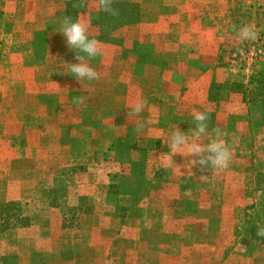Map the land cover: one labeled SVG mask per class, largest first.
Segmentation results:
<instances>
[{
	"label": "rangeland",
	"instance_id": "obj_1",
	"mask_svg": "<svg viewBox=\"0 0 264 264\" xmlns=\"http://www.w3.org/2000/svg\"><path fill=\"white\" fill-rule=\"evenodd\" d=\"M47 1L53 3L55 11L59 8L64 16L74 20L81 12L86 14L83 18L89 22V37L100 42L103 65L97 63L98 56L88 60L100 74V84L110 80V67L104 65L112 50L117 51V48L122 51L123 58L136 59L137 65H150L146 74L151 78L158 75V68L167 71L172 59L167 51L179 43L175 35L160 39L155 33L173 32L182 27L165 18L174 10L173 3L196 2L113 0L112 7L118 15L112 16L100 11L96 0H83L81 8H73L79 0ZM219 3L261 4L256 14L263 17L261 25H264V0H220ZM230 22L232 19H227L228 27L225 26L231 36L226 41L225 56L222 54L221 60L216 61L215 67L220 71L214 73L212 86L207 90L199 89L207 102L195 107L198 112L217 114L220 105H226L233 98L247 109V149L241 154L251 162L246 171L244 193L248 198L252 195L257 199L248 205L244 215L234 217L237 227L243 229L237 230L234 236H246L247 242L257 245L260 258L254 259L252 255L248 264H264V236L256 235L258 227H264V152L254 153L248 147L251 135L259 132L250 119L260 117L264 127V45L252 39L238 40V28L234 29ZM49 28L55 41L62 37L56 33L57 29ZM49 33L34 37L35 65L45 64ZM184 46L186 49L188 45L181 47ZM53 48L57 54L69 50L62 39L55 42ZM70 51L69 58L73 59L76 52ZM55 57L62 62L66 58L65 55ZM191 65L203 67L200 61ZM46 74L43 72V79L35 87L11 86L10 92L0 94V154L3 156L0 155V181L7 182V185L0 182V234L19 229L7 246L0 243V264H147L143 261L146 240L148 245H153L162 240L169 241V238L178 239L175 235L180 237L182 234L167 233L158 228L163 222L174 223V218L160 214L159 201L153 200L159 194L158 188L164 187V173L157 153L147 152L144 147L149 142V149L157 150L161 132H152L144 145L142 138L138 144L131 145L134 141L127 139V133L114 136V128L109 125L112 116L120 112H116V107L126 106V95L111 101L109 88H93V81L88 80L78 82L72 73L71 87L47 88L44 85ZM78 97L86 98L84 104L74 103ZM219 118H212L211 127L222 129L219 126L227 122L229 128L235 126L237 129L235 120ZM187 124L191 127L194 122L189 120ZM13 142L20 149L10 146L7 153V143ZM100 145L103 152L97 153ZM195 174L205 173L198 170ZM30 175L42 183L38 199L30 196V184H16ZM53 178L55 183H52ZM193 186L187 182L184 190ZM20 187L23 190L21 200L5 202L18 197L19 194L13 193ZM215 190L222 193L224 189L216 183ZM150 195L152 199H148ZM203 202L207 201H200L202 207ZM201 218L207 220L205 215ZM30 221L36 224L30 225ZM138 223L142 228L147 226L148 230L129 229Z\"/></svg>",
	"mask_w": 264,
	"mask_h": 264
},
{
	"label": "crops",
	"instance_id": "obj_2",
	"mask_svg": "<svg viewBox=\"0 0 264 264\" xmlns=\"http://www.w3.org/2000/svg\"><path fill=\"white\" fill-rule=\"evenodd\" d=\"M46 1L0 0V94L10 92L8 88L11 86L23 89L35 87L36 83L43 79V72L47 73L44 84L47 88L66 89L72 86L74 80H71L72 75L67 64L76 61L74 58H69L72 52L68 49L62 53H54L55 42L61 39L65 42V38L62 36L55 41L54 35L49 33V26H51L53 31L57 29L56 33L60 34L57 31L60 29V21L65 13L59 8L55 11L53 3H48V1L46 3ZM195 1V3H173L172 13L169 12L167 16L165 14L164 16L167 20L179 26L182 25V27H177V31L173 32L155 33L156 38L160 39L172 38L175 35L174 38L179 43L173 50L169 48L167 51L172 56L171 60L170 55L167 57L170 60L167 71L164 72L158 68V75L151 78L146 74L151 68L150 65H137L136 59L123 58L122 51L117 48V51L112 50V55L104 65L110 67V80L101 84L100 79L93 80L92 84L93 88L100 86V90L109 88L111 101H116L126 95L124 99L126 106L116 107V112L118 113L119 110L120 112L112 116L113 121L109 124L114 128L112 129L114 136H124L127 133V139L134 141L131 145L138 144L141 138L144 145L152 132H161L160 145L157 150L149 149L147 145L149 142L144 147L147 152L157 153L158 157L170 151L165 141L176 127L185 133L195 127L194 124L191 127L187 124L189 120L193 121L194 112H198L195 106L207 102L199 89L207 90L213 85V75L220 71V68L215 67L216 61L221 60L223 55L225 56L226 41L231 38L226 28L228 27L226 26L227 19H232L230 23L234 29L238 28V32L243 25L251 26L255 33V39L252 40L261 41L264 45V25H261L263 17L256 14V11H260L261 4L254 3L251 6L250 3H246L247 5L245 3H219L220 0ZM262 11H264V5ZM44 32L50 34V45L45 55L47 56L45 64L39 66L35 65L37 59L35 58L36 49L33 47L34 39H36L34 37ZM182 45L188 46L185 49V46L181 47ZM56 55H65L66 58L62 62L55 57ZM101 56L102 54L98 55L97 63L103 65ZM195 61H200L203 67L194 68L191 63ZM137 99L146 101V106L138 116L130 117L128 116L130 105ZM204 113L208 115L209 133L214 130L209 122H212L215 116L218 120L222 116L223 121L228 119L236 121L237 129L234 128L235 126L229 128L227 122H225L226 128L225 123L219 126L222 127L220 130L226 133L223 138L235 155L232 156L226 169L221 171L204 169L205 174L201 176L195 173L202 169L198 166L192 167L191 159L194 157L188 156L186 150L183 155L173 156L176 164L171 167L165 166L159 158V166L160 169L163 168L164 173L162 183L164 187L162 190L161 187L158 188L159 194L153 200L159 201V213L172 216L174 223H159L161 225L158 228L159 231L167 233H182V237L175 235L178 239L169 238V241L162 240L153 245H148L146 240L143 244L145 248L143 261L147 264H248L247 261H250L252 255L254 259L260 258L261 254L255 243L247 242L249 240L246 236L239 238L234 236L237 230H243L237 227L234 217L244 215L248 205L257 199L252 195L248 198L244 193L247 181L246 171L251 162L249 158L241 154L247 149L249 131L247 109L243 104L231 98L226 105H220L217 114L216 112ZM250 120L259 128V132L251 135L252 140L248 147L252 148L254 153L259 154L264 152V127L261 126L260 117ZM115 143L117 144V140ZM10 146L17 150L20 149L16 142L11 145L7 143L6 152L8 148L11 149ZM102 152L103 147L100 145L97 153ZM99 156L97 155L98 158ZM1 157L3 158L2 155ZM256 166L262 168L260 164ZM38 181L36 177L32 178L30 175L27 179L18 180L16 184H30L32 186L30 196L38 199L43 189L42 183ZM0 182L7 185L6 180ZM187 182L194 186L185 191L184 187ZM52 183H55V178L52 179ZM216 183L222 185L224 189L222 193H216ZM15 191L13 195L19 194L18 197L10 198V200L5 198L6 201H4L21 200L19 198L23 190L20 187ZM193 193L196 194L193 195ZM1 195L0 193V197ZM151 195L148 199H152ZM205 200L207 202H203L204 207H202L200 201ZM0 201H2L1 198ZM203 215L207 217V220L201 218ZM33 222L36 224L35 221H30V225H33ZM130 228L139 232L148 230L147 226L143 225L142 228L140 223ZM18 230L0 234L1 245L7 246ZM3 242H6V245ZM239 248L242 249L239 250ZM251 248L254 249L251 250Z\"/></svg>",
	"mask_w": 264,
	"mask_h": 264
},
{
	"label": "clouds",
	"instance_id": "obj_3",
	"mask_svg": "<svg viewBox=\"0 0 264 264\" xmlns=\"http://www.w3.org/2000/svg\"><path fill=\"white\" fill-rule=\"evenodd\" d=\"M96 3L100 11L112 16L118 15V11L112 7L113 0H96ZM81 7H83V0L73 4V8ZM85 15L84 12H81L80 17L75 20L70 16H64L60 21V29L57 31L65 38L69 50H75L76 52L74 57L76 62L67 65L68 70L74 74L78 82L100 79V74L88 62L89 59L101 54L100 42L89 37V22L83 18ZM237 39L241 41L255 39L252 27L249 25L241 26ZM85 99V97H78L74 100V103L84 104ZM145 106L146 101L143 99L135 100L130 105L128 116H138ZM207 121L208 115L206 113L194 112L193 122L195 127L189 129L187 133L176 127L165 141L170 151L160 154L157 158H160L165 166L171 167L176 164L173 161V156L176 154L183 155L186 150L188 156L194 157V159H191L192 167L198 166L202 170L213 171L226 169L232 159V150L223 138L226 133L218 128L209 133ZM256 235L264 236V227H258Z\"/></svg>",
	"mask_w": 264,
	"mask_h": 264
},
{
	"label": "built area",
	"instance_id": "obj_4",
	"mask_svg": "<svg viewBox=\"0 0 264 264\" xmlns=\"http://www.w3.org/2000/svg\"><path fill=\"white\" fill-rule=\"evenodd\" d=\"M257 43H259V42H257Z\"/></svg>",
	"mask_w": 264,
	"mask_h": 264
},
{
	"label": "trees",
	"instance_id": "obj_5",
	"mask_svg": "<svg viewBox=\"0 0 264 264\" xmlns=\"http://www.w3.org/2000/svg\"><path fill=\"white\" fill-rule=\"evenodd\" d=\"M262 84V83H261ZM263 85V84H262Z\"/></svg>",
	"mask_w": 264,
	"mask_h": 264
}]
</instances>
